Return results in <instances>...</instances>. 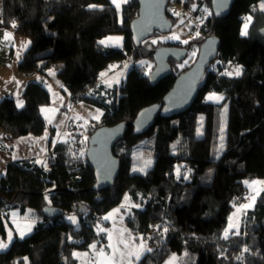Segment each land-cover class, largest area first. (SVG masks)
<instances>
[{"label":"trees","instance_id":"1","mask_svg":"<svg viewBox=\"0 0 264 264\" xmlns=\"http://www.w3.org/2000/svg\"><path fill=\"white\" fill-rule=\"evenodd\" d=\"M260 1L234 0L228 15L218 18L210 10V0H183L185 9L196 3L209 9L198 48L206 36L215 35L220 41L217 57L186 113L170 119L157 116L142 135L128 127L112 150L120 163L118 176L111 187L96 191L85 157L89 136L99 127L130 125L141 109L158 103L191 65L179 68L183 61L169 57L171 74L155 85L149 83L152 52L157 47L132 43L128 27L137 16L136 0H123L119 10L109 0H0V29L29 40L16 63L17 71L41 77L52 71L71 102L103 110L99 120L87 125L80 147L75 140L61 141L53 146L46 165L34 160L6 165L0 176L1 237H5L11 209L29 212L36 222L27 236L15 237L0 251V264H24L25 259L28 264H77L74 251L106 243L105 233L95 229L97 223L125 197L136 206L125 213V225L133 235L148 238L151 246L135 264H164L171 255L183 252L180 264H264V207L245 210L237 231L227 238L222 234L235 206L245 200L246 182L264 179V29H259L264 27V10L258 9ZM168 16L174 26L176 19ZM245 17L250 23L242 35ZM115 34L123 36L121 48L100 43ZM191 43L181 47L190 48ZM145 59L152 61L147 73L139 65ZM127 60L131 67L115 88L112 109L86 95L111 65ZM223 65L240 67V74L228 75ZM209 93L221 95L222 100L204 101ZM22 99L21 108L12 98L0 99L5 139L39 137L47 129L41 108L50 103V94L44 81L27 82ZM224 106L227 119L220 149ZM142 141L151 159L144 173H138L132 171L133 152ZM46 206L62 210V215L45 217ZM80 206L86 207L81 216L77 215ZM68 214L75 216V223L66 219Z\"/></svg>","mask_w":264,"mask_h":264},{"label":"rangeland","instance_id":"2","mask_svg":"<svg viewBox=\"0 0 264 264\" xmlns=\"http://www.w3.org/2000/svg\"><path fill=\"white\" fill-rule=\"evenodd\" d=\"M182 3L183 0H171L168 3L167 12L171 17L176 19V23L172 27L171 32L163 35L156 34L147 41H144L149 42L151 47L155 48L161 45L167 46L171 44L181 46L192 40L189 54L179 65V68L189 66L194 62L198 53L200 36L204 34L203 26L205 20L210 15L209 9L204 4L196 3L191 5L189 9H185ZM258 9L261 11L264 10V0L259 2ZM249 23L250 18L245 17L244 24L241 28L242 35H246ZM259 29H264V27H259ZM173 37H178V39ZM101 41H104V43H101L104 46L121 48L123 36L120 34L108 35L101 39L100 42ZM153 41H155V43H153ZM185 41L187 42L185 43ZM12 45L15 61L12 62V65L0 69V99L5 97L12 98L16 107L21 108L23 106L22 91L26 83L29 81L40 82L43 80L50 94V103L41 108V114L47 125V129L43 135L39 137L29 135L17 138L13 141H8L5 139L0 129V142L3 145L0 149V169L5 163L23 159L28 156L35 158L36 160L34 161L36 162L43 161V163L46 164L52 157V149H48L52 148L57 141L75 140L77 146L80 147L83 140L86 138L85 130L87 129V125L93 124L99 120L103 114L102 109L91 104L80 101L71 102L68 91L52 71H49L47 77H41L40 75L26 76L18 72L16 63L21 59L25 49L28 47L29 40L15 34L13 35ZM139 65L142 72L147 73L152 66V61L150 59H145L142 60ZM214 66L215 64L213 63L211 68H214ZM130 67L131 63L129 60L121 65H111L103 74L102 77L104 78L101 77L102 79L91 87L86 92V95L101 101L109 110L112 109L115 88L120 85ZM222 68L225 73L232 76L236 75L235 72L237 68L240 69V67H231L229 65H223ZM213 96L219 99H210V97ZM221 100L222 96L215 93H209L204 98V101L212 103H219ZM21 104L22 106H20ZM226 117L227 107L224 106L221 110V129L219 135L220 149H223L224 144ZM200 123L201 118L199 119V124ZM146 144L145 141H142L133 152L135 165H133L132 171L134 172L144 173L148 163H150L151 157L147 152L148 147ZM258 181L264 182V179ZM246 185L250 190L252 187L250 182H247ZM259 185L261 186V193L258 195L257 207H262L264 206V184ZM250 194L249 192V195ZM247 196H245V198H247ZM134 207L136 206L125 197L119 206L104 214L101 221L97 223L95 229L98 232L105 233L106 243L91 245L88 251H74L73 255L77 260V264H135L139 257L151 246L148 238L144 239L141 236L133 235L123 221L125 213ZM241 212L242 207L240 205L235 206L233 212L229 216L227 226L222 233L223 235H225L226 231L228 233L230 229L233 230L239 227V215ZM70 217L75 218V216L73 214H68V216H66L68 221L73 222L72 219H69ZM105 217L108 218L105 219ZM103 222H106V224ZM6 231V238L0 235V243L7 244V247L15 237L21 239L26 236V234H22L21 232L15 235L8 226ZM9 233H11V239H9ZM125 245H127V247ZM6 248H0V251H4ZM135 253H138V258ZM184 256V252L182 254H173L164 264H180ZM24 264H28L26 259Z\"/></svg>","mask_w":264,"mask_h":264},{"label":"water","instance_id":"3","mask_svg":"<svg viewBox=\"0 0 264 264\" xmlns=\"http://www.w3.org/2000/svg\"><path fill=\"white\" fill-rule=\"evenodd\" d=\"M170 0H136L137 16L129 24V32L134 46H139L148 40L153 33L167 34L171 32L173 23L169 19L167 6ZM234 0H210V10L214 17L224 18L228 15ZM264 30H262V33ZM220 41L215 35L206 36L198 48L196 59L191 66L179 74L172 88L156 104L141 109L130 123L121 122L114 126L97 128L88 138L85 157L93 170L96 191L111 187L119 173V160L113 155L114 145L123 138L129 126L135 135H142L154 125L157 116L165 119L176 118L186 113L196 100L199 84L210 64L216 59ZM190 48L175 45L160 46L153 50V68L147 75L151 85L171 74L167 62L169 57L176 62H182ZM86 212L85 206H80L77 215ZM42 214L48 218L62 215V210L46 206Z\"/></svg>","mask_w":264,"mask_h":264},{"label":"crops","instance_id":"4","mask_svg":"<svg viewBox=\"0 0 264 264\" xmlns=\"http://www.w3.org/2000/svg\"><path fill=\"white\" fill-rule=\"evenodd\" d=\"M109 1L118 10L121 8V5L123 3V0H116V2H113V0H109ZM117 5H119V6H117ZM6 34H7V38H6ZM13 35L11 32H7V31L0 29V69L5 67V66L12 65V62L15 61V58L13 56V45H12L13 44ZM102 78H104V77H102ZM102 78H100V80ZM44 84H46V83H44ZM220 129H221V127H220ZM8 141H10V140H8ZM58 142L59 141H57L56 143H58ZM2 146L3 145L0 142V149L2 148ZM53 146H52V148H53ZM52 148H49L48 150H50ZM18 160H36V159L31 157V156H28L26 158L18 159ZM15 161H17V160H15ZM11 162H13V161H11ZM8 163L3 164V167L0 169V176L4 174L5 167ZM44 165H46V164L44 163ZM254 181H258V180H253L250 182V185L252 187L250 190L248 189V192H247L248 196H247V198H245L244 202L242 204H240L241 207H242V205H250V207H247V208L242 207V212L239 215L240 216V222H241L242 214L245 210L257 208V203H258L257 200H258V195L261 193V186L259 184H253L252 182H254ZM249 192L251 193L250 195H249ZM262 207H264V206H262ZM102 218H103V216H102ZM238 220H239V217H238ZM6 221H7L8 227L11 229V231L15 235H18L19 232H21L22 234H26V236L31 232V230H32V228L36 222L34 220V218L30 216L29 212H26L25 214H21L16 209H11L7 212ZM106 222H108V221H106ZM29 227L31 228L30 231H28ZM237 229H233V230L230 229L228 231V235H230L233 232H236ZM6 233H7V231H6ZM6 236H7V234H5V238H6ZM86 251H88V250H86Z\"/></svg>","mask_w":264,"mask_h":264},{"label":"snow or ice","instance_id":"5","mask_svg":"<svg viewBox=\"0 0 264 264\" xmlns=\"http://www.w3.org/2000/svg\"><path fill=\"white\" fill-rule=\"evenodd\" d=\"M113 2H116V0H113ZM117 6H119V5H117ZM246 27V26H245ZM6 38H7V34H6ZM173 38H176V39H178V37H173ZM111 39V38H110ZM187 41H185V43H186ZM100 43H104V41H101ZM153 43H155V41H153ZM235 74L236 75H239L240 74V69L239 68H237L236 69V72H235ZM212 98H216V97H210V99H212ZM216 99H219V98H216ZM20 106H22V104L20 105ZM247 183V182H246ZM253 184H264V182H261V181H254V182H252ZM242 207H244V208H247V207H250V205H242ZM108 217H105V219H107ZM69 219H72L73 220V222H75V218H73V217H70ZM230 227H231V225H230ZM31 230V228L29 227L28 228V231H30ZM227 235H228V233H227V231L225 232V238H227ZM9 239H11V233H9ZM126 247H127V245H125ZM7 247V244H3V243H0V248H6ZM93 247H95V246H93ZM135 255H137V258H138V253H135Z\"/></svg>","mask_w":264,"mask_h":264},{"label":"built area","instance_id":"6","mask_svg":"<svg viewBox=\"0 0 264 264\" xmlns=\"http://www.w3.org/2000/svg\"><path fill=\"white\" fill-rule=\"evenodd\" d=\"M134 15H135V13H134ZM215 64V63H214ZM211 65V64H210ZM246 196H247V194H246Z\"/></svg>","mask_w":264,"mask_h":264},{"label":"flooded vegetation","instance_id":"7","mask_svg":"<svg viewBox=\"0 0 264 264\" xmlns=\"http://www.w3.org/2000/svg\"><path fill=\"white\" fill-rule=\"evenodd\" d=\"M181 47V46H180Z\"/></svg>","mask_w":264,"mask_h":264}]
</instances>
